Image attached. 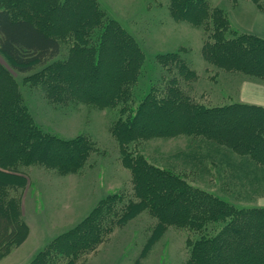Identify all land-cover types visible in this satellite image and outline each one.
<instances>
[{"label":"trees","instance_id":"16d2710c","mask_svg":"<svg viewBox=\"0 0 264 264\" xmlns=\"http://www.w3.org/2000/svg\"><path fill=\"white\" fill-rule=\"evenodd\" d=\"M169 10L174 19L205 32L202 55L210 65L264 81V39L230 31L219 11L204 0H169ZM64 42L71 44L67 58L59 62ZM106 51L111 54L104 62ZM0 55L19 73L41 68L30 79L44 85L48 97L59 105H68L74 97L101 109L132 98L130 87L143 58L135 39L107 18L97 0H0ZM167 57L177 63L180 73L194 77L178 54ZM176 81L171 79L158 96L151 90L134 110L122 106L121 115L110 126L122 162L131 171L137 200L123 204V196L107 197L72 229L54 237L28 264H83L80 258L95 251L111 231L105 226L107 218L121 226L144 210L158 223L143 252L166 225H176L201 232L190 244L186 264H264V207L249 202L235 208L129 150L132 143L158 136L204 138L221 157L216 166L233 170L241 164L247 185L260 183L264 108L236 102L198 105ZM92 147L82 136L64 140L43 133L33 123L11 73L0 65V260L29 234L18 193H11L27 185L26 173L19 168L42 165L73 173L82 169Z\"/></svg>","mask_w":264,"mask_h":264},{"label":"rangeland","instance_id":"374dc122","mask_svg":"<svg viewBox=\"0 0 264 264\" xmlns=\"http://www.w3.org/2000/svg\"><path fill=\"white\" fill-rule=\"evenodd\" d=\"M204 1L219 11L230 31L239 34L254 35L247 29L258 22L255 19L257 13L264 12L263 0ZM108 5L109 13L118 18L119 22H116L135 39L143 55L138 76L130 87L132 98L119 106L101 109L74 97H70L72 103L59 105L57 99L52 101L48 97L44 85L30 79L41 72V68L19 73L0 55V65L11 73L33 123L43 133L64 140L82 136L93 146L82 169L73 173L65 174L42 165L19 168L26 173L27 185L11 193H18L31 235L24 245L1 259L0 264H27L49 240L72 229L111 195L123 196V204L137 200L133 198L131 171L124 166L118 143L110 133V126L121 115L122 106L136 109L151 90L157 96L162 94L174 78L183 93L202 106H222L239 101L245 83L264 88V81L242 73H230L206 62L202 55L205 32L189 22L174 19L169 0H110ZM109 13L105 11L107 18L114 20ZM70 44L62 43L59 62L67 58ZM173 53L179 55V60L193 71L194 77L185 71L180 73L177 63L167 57ZM108 54L111 51H106L104 62ZM210 143L204 138L179 134L137 141L129 146V150L142 155L150 164L183 178L191 187L217 196L235 208L246 207L249 202L258 206L264 199V173L259 174L262 175L259 184L249 187L241 164H236L233 170L216 166L215 161L221 157H216V148ZM221 150L226 149L222 147ZM235 173L238 179L233 177ZM251 195H254L253 199ZM32 205L34 208L30 210ZM61 209L68 213L56 211ZM106 220L105 226L112 227L111 231L104 235L103 243L95 251L80 258L83 264H186L191 242L201 235L187 227L166 225L143 252L158 223L154 216L144 210L121 226L116 224V219ZM212 227V224L208 225L211 231Z\"/></svg>","mask_w":264,"mask_h":264},{"label":"crops","instance_id":"0c3cea01","mask_svg":"<svg viewBox=\"0 0 264 264\" xmlns=\"http://www.w3.org/2000/svg\"><path fill=\"white\" fill-rule=\"evenodd\" d=\"M97 2L99 4V6L101 7V9H103V10H105V11H107L109 13V11H108L109 5L108 4L110 3V0H102V1L101 0H97ZM263 7H264V0H263ZM109 14L112 15V13H109ZM111 17L115 21L119 22V20H118L117 17H115V16L113 17V15ZM255 19L258 20V22L255 25H253L251 28L247 29V31L251 32L252 34H254V35H256V36H258V37H260L262 39H264V12H258ZM255 89L257 90V92H255ZM240 96H241L240 100L237 101L236 103H242V104H247V105L260 106V107H263L264 108V88H262V87L260 88V87H257V86H254V85H250V84L245 83V84H243V86L241 88V94H240ZM258 206L264 207V199L261 200V203H259ZM33 208H34V205L30 206V210H33ZM56 211L58 213H62V214L63 213H68V211L62 210V209L61 210H56ZM22 215H23L24 221L26 222V220H25V214H24V211H23V207H22ZM27 225H28V223H27ZM28 227H29V225H28ZM30 232H31V230H30V227H29V234L27 236V239L30 238V235H31ZM26 240L19 247H21L22 245H24L25 242H26ZM51 240H49V242ZM37 250H39V246L37 247Z\"/></svg>","mask_w":264,"mask_h":264}]
</instances>
